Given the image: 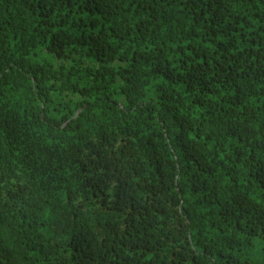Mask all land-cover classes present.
Returning a JSON list of instances; mask_svg holds the SVG:
<instances>
[{
	"label": "trees",
	"instance_id": "16d2710c",
	"mask_svg": "<svg viewBox=\"0 0 264 264\" xmlns=\"http://www.w3.org/2000/svg\"><path fill=\"white\" fill-rule=\"evenodd\" d=\"M0 264H264V0H0Z\"/></svg>",
	"mask_w": 264,
	"mask_h": 264
}]
</instances>
